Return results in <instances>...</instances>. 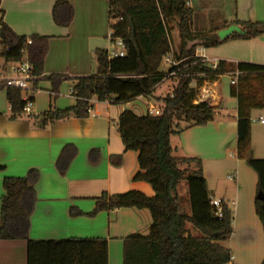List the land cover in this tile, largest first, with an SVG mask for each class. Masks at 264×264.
<instances>
[{
    "label": "crops",
    "instance_id": "obj_1",
    "mask_svg": "<svg viewBox=\"0 0 264 264\" xmlns=\"http://www.w3.org/2000/svg\"><path fill=\"white\" fill-rule=\"evenodd\" d=\"M57 1L60 0H0L3 22L16 35L48 38L43 72L37 83V93L44 90L47 98L34 103L38 112L32 110L31 115L73 107L76 99L72 86L79 77L93 74L94 51L110 50L108 32L113 22L109 0H66L72 7L66 26L53 19ZM188 6L192 9V29L207 35L208 45H198L195 54L208 65L216 67L222 62L230 70L214 80L191 82L193 103L207 101L214 117L204 125L172 134V155L200 159L210 197L226 204L232 212V233L219 242L232 255L225 264H260L264 258V231L255 211L257 175L236 156V141L241 100V109L250 119L252 156L264 159V71L243 74L231 67L240 62L264 66V33L251 38L232 37V33L224 39L217 33L234 21L264 23V0H188ZM212 13L218 20L209 26L208 15ZM216 40L223 41L211 43ZM178 46L179 41L172 50L177 52ZM52 77L59 78L56 90ZM172 80L174 76L166 77L155 87L153 96L171 94L173 87L167 89L166 84ZM63 85L70 88L68 94L61 90ZM161 105L153 97L139 96L119 104L92 97L85 117L59 119L39 128L25 115L11 119L5 90H0V207L4 178L24 177L35 170L36 201L28 237L106 239L108 264H122L123 239L133 233H148L152 222L149 210L133 207L89 213L102 193L135 190L148 197L154 195L147 182L132 180L138 169L137 153L125 149L116 122L125 109L143 116L151 107L158 112ZM177 192L189 215L185 181L180 182ZM0 264H26V240L0 239Z\"/></svg>",
    "mask_w": 264,
    "mask_h": 264
},
{
    "label": "trees",
    "instance_id": "obj_2",
    "mask_svg": "<svg viewBox=\"0 0 264 264\" xmlns=\"http://www.w3.org/2000/svg\"><path fill=\"white\" fill-rule=\"evenodd\" d=\"M60 8L61 14L58 13ZM52 15L56 24L66 26L72 17V7L66 0L57 1ZM109 16L112 19L120 17L111 25V37L122 40L125 54L109 58L107 50L96 49L95 72L79 77L72 86V94L76 99L73 107L25 116L34 126L42 128L55 120L85 117L92 97L114 104L126 103L139 96L161 101L163 105L160 113L147 112L137 116L125 109L116 122L125 149L137 153L138 169L132 180L147 182L154 195L148 197L135 190L112 195L102 193L95 198L94 209L89 215L118 208L149 210L152 222L148 233H133L123 239L122 264H225L232 255L219 242L226 240L232 233V212L226 204L221 203V215H217L200 159L174 157L170 136L213 119L214 110L207 101L193 103L194 93L190 84L192 81L201 83L203 80H214L230 69L224 68L222 62L212 68L195 56V48L201 44L207 46L208 43L206 34L192 29V9L188 6V0H109ZM174 18L177 19L179 36L177 52L172 50L170 39L169 25ZM233 23L243 33H233L232 37L251 38L264 33V23L261 22ZM29 38L31 43L26 47L28 57L34 66V74L40 76L48 38L36 34ZM200 40H204L203 43ZM25 41V36L16 35L2 21L0 44L6 59H17ZM170 51L180 63L168 67L165 72L161 71L164 56ZM233 67L243 74L264 71L262 65L244 62L237 63L231 69ZM173 70L175 83L171 94L153 96L155 87ZM51 79L56 90L59 78ZM4 90L11 106L9 117L15 119L23 116L19 114L24 105L20 90ZM231 93H236L233 86ZM236 156L243 159L257 175V193L261 192L262 198L256 196L255 211L264 231V159L252 156L250 119L248 113L241 109V100ZM37 180L38 173L35 170H30L24 177L4 178L0 239L26 240V264H108L106 239L69 237L34 240L28 237ZM181 181L187 185L189 215L185 213L178 197L177 187ZM260 264H264V258Z\"/></svg>",
    "mask_w": 264,
    "mask_h": 264
},
{
    "label": "built area",
    "instance_id": "obj_3",
    "mask_svg": "<svg viewBox=\"0 0 264 264\" xmlns=\"http://www.w3.org/2000/svg\"><path fill=\"white\" fill-rule=\"evenodd\" d=\"M120 20V17L112 19V22ZM2 11L0 10V24L2 23ZM112 30L108 32V39L110 41V50L108 51V57H122L125 54V48L122 40L120 38L112 39ZM31 43L29 37L26 38V41L23 47L20 50V55L15 60H8L3 55V48L0 44V90L6 88H15L20 90L21 99L24 101V105L20 111V115H29L32 114V106L34 104V97L38 91V80L40 76L34 74V66L30 62L27 45ZM195 56H197L195 54ZM200 59L202 57L197 56ZM163 62L166 63L169 67L175 66L180 63V60L175 59L173 52L170 51L164 56ZM212 68H215V65H211ZM175 75V71H170L166 74V77H171ZM234 83V80L232 81ZM9 109L11 106L9 105ZM150 114H156L155 108L151 107L148 110ZM263 121V120H261ZM211 203L216 208V213L218 216L221 215L220 207L221 201L211 198Z\"/></svg>",
    "mask_w": 264,
    "mask_h": 264
},
{
    "label": "rangeland",
    "instance_id": "obj_4",
    "mask_svg": "<svg viewBox=\"0 0 264 264\" xmlns=\"http://www.w3.org/2000/svg\"><path fill=\"white\" fill-rule=\"evenodd\" d=\"M214 13V12H213ZM209 14L208 15V20H207V22H208V24H209V26H213V25H216V22H217V20H218V17H217V14ZM207 17V16H206ZM206 22V21H205ZM172 31V32H171ZM194 32H197V30L196 29H194L193 30ZM207 34H208V32H206ZM218 34V33H217ZM170 39H171V42H172V46L174 45V43H178V41H179V36H178V26H177V19L176 18H174V19H172V21H170ZM93 58H94V56H93ZM93 71L92 72H95V70H96V62H95V58H94V60H93ZM160 69H161V71H167V69H168V65L167 64H165V63H162V65H161V67H160ZM173 82H168L167 84H166V87H167V89H170L171 87H173L174 86V80H172ZM45 84H42V86H44ZM49 89H52V88H49ZM69 87H67V85H63V86H61V90H63V91H65L67 94H68V91H69ZM41 93V94H40ZM43 93H46V91H44V90H42V91H40L39 93H36L35 94V97H34V103L35 102H37V101H45V99L47 98V95L46 94H43ZM164 92H161V95L163 94ZM52 100H53V98H52ZM163 105V104H162ZM162 105L161 106H159L158 107V112H156V114L157 113H160V111H161V109H162ZM35 113L36 112H38L37 110H36V107H35V105L33 104V106H32V108H31ZM183 125V124H182ZM191 167V166H190Z\"/></svg>",
    "mask_w": 264,
    "mask_h": 264
},
{
    "label": "water",
    "instance_id": "obj_5",
    "mask_svg": "<svg viewBox=\"0 0 264 264\" xmlns=\"http://www.w3.org/2000/svg\"><path fill=\"white\" fill-rule=\"evenodd\" d=\"M232 33H243V31L241 30L239 26L232 24L228 26L227 28L220 30L218 32V36L220 39H224L228 37L229 35H231ZM257 197L262 198V193L258 192Z\"/></svg>",
    "mask_w": 264,
    "mask_h": 264
}]
</instances>
